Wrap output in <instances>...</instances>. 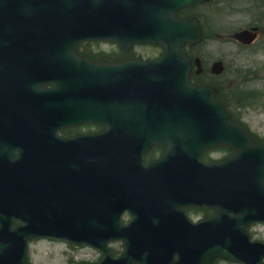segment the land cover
<instances>
[{
  "label": "water",
  "instance_id": "1",
  "mask_svg": "<svg viewBox=\"0 0 264 264\" xmlns=\"http://www.w3.org/2000/svg\"><path fill=\"white\" fill-rule=\"evenodd\" d=\"M199 1L0 0L4 80L29 74L32 88L43 79L56 85L53 97L45 90L30 101L15 97L14 109L1 95L0 264H28V239L44 235L103 250L100 262L83 264H213L217 257L264 264V245L246 231L264 220V144L232 121L213 88L190 83L192 60L181 50L202 31L176 12ZM256 36L235 34L248 43ZM91 38L163 43L165 52L154 63L98 64L76 53ZM23 61L32 67L24 70ZM73 121L108 130L96 141L58 138L57 128ZM155 141L168 153L144 165L141 155ZM224 144L238 154L200 161L203 150ZM186 204L219 212L192 224ZM126 210L135 217L122 226ZM14 219L24 225L13 227ZM112 239L125 241L118 257L108 249Z\"/></svg>",
  "mask_w": 264,
  "mask_h": 264
},
{
  "label": "rangeland",
  "instance_id": "2",
  "mask_svg": "<svg viewBox=\"0 0 264 264\" xmlns=\"http://www.w3.org/2000/svg\"><path fill=\"white\" fill-rule=\"evenodd\" d=\"M211 23L215 30L211 41L197 48L205 63L223 59L227 68L222 79L228 86L226 95L235 97L243 92L244 101L237 104L234 99L232 113L238 123L257 140L264 141V24L258 41L251 47L243 48L227 34L237 30L239 26H246L255 22L264 23V0H217L211 6ZM223 34H217V32ZM94 47H97L94 44ZM110 49L108 44L101 46ZM142 52V48L137 50ZM158 54L159 48L148 49ZM247 98V99H246ZM232 152V153H231ZM218 149L210 152L209 158L218 160L231 157L234 151ZM194 221L205 218L200 209L187 211ZM130 219L125 215L124 222ZM254 240L264 242V222L256 223L249 228ZM115 250H120L121 242L112 244ZM29 260L31 264H80L83 261L97 260L101 253L91 247H75L66 240L53 238H37L29 242ZM217 264H235L219 261Z\"/></svg>",
  "mask_w": 264,
  "mask_h": 264
},
{
  "label": "flooded vegetation",
  "instance_id": "3",
  "mask_svg": "<svg viewBox=\"0 0 264 264\" xmlns=\"http://www.w3.org/2000/svg\"><path fill=\"white\" fill-rule=\"evenodd\" d=\"M210 11L207 9V3H198L193 6L181 9L178 12V15L182 18L186 19H194L197 18L201 27L203 30L205 29V24H204V18L209 17ZM110 51L112 54V58L116 62H122L130 57H143L145 59H157L159 58L158 54H154L148 49H154L155 47L150 46V45H142V44H137L133 45L129 48H124L117 42H110ZM191 47L195 45H189ZM142 48V52H138L137 50ZM31 64L25 63L22 68L24 70H29L31 68ZM207 66L204 67L203 71L199 74H205L207 72ZM29 74H25V76L20 79V80H25L27 79V76ZM25 85V84H24ZM41 87H52L51 83L50 85H43L41 84ZM104 130V127L99 124H77V125H72L65 127L60 130L59 135L67 138L71 137H78V136H83V135H89V134H96ZM165 154V148L160 146V145H154L147 153L144 155V159L146 162H152V161H157L160 160Z\"/></svg>",
  "mask_w": 264,
  "mask_h": 264
}]
</instances>
